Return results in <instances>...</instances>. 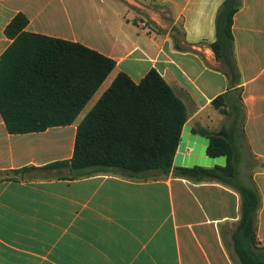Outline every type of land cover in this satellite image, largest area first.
Instances as JSON below:
<instances>
[{"label":"crops","instance_id":"crops-1","mask_svg":"<svg viewBox=\"0 0 264 264\" xmlns=\"http://www.w3.org/2000/svg\"><path fill=\"white\" fill-rule=\"evenodd\" d=\"M133 1L157 5L171 24L150 12L153 27L138 20ZM223 1L0 0V57L12 43L5 28L22 13L26 32L79 43L115 62L71 125L9 134L0 116V264H239L231 236L241 200L230 186L173 171L45 168L70 161L77 125L117 73L139 83L150 69L183 103L185 125L198 136L217 128L222 115L211 103L228 94L247 150L260 162L250 185L260 197L255 232L264 249V0H241L233 17V87L210 47Z\"/></svg>","mask_w":264,"mask_h":264},{"label":"trees","instance_id":"trees-1","mask_svg":"<svg viewBox=\"0 0 264 264\" xmlns=\"http://www.w3.org/2000/svg\"><path fill=\"white\" fill-rule=\"evenodd\" d=\"M240 7L241 0L221 3L210 44L215 58L227 67L230 87L239 77L231 29ZM27 24L22 13L10 21L5 35L12 43L0 57V116L9 134L73 124L115 68L114 60L79 43L28 33ZM229 94H237L239 101L238 89ZM227 98L228 94L220 95L211 104L224 114ZM186 120L185 106L155 69L139 83L119 72L77 125L70 161L45 168L65 164L79 174L119 171L128 176L173 171L194 181L230 186L241 200L239 222L231 236L233 250L240 264H264V249L258 247L255 232L259 193L255 186L238 182L230 133L199 131L209 139L207 155L226 157L224 167H173Z\"/></svg>","mask_w":264,"mask_h":264},{"label":"rangeland","instance_id":"rangeland-1","mask_svg":"<svg viewBox=\"0 0 264 264\" xmlns=\"http://www.w3.org/2000/svg\"><path fill=\"white\" fill-rule=\"evenodd\" d=\"M133 10L135 12V17L138 20H143L145 24L152 26L151 22L147 20L146 16L148 15L147 13L150 12V14H157L156 16L159 18H162L165 20L164 22H169L168 24H171V21L167 18L165 15L166 12H164L160 7H158L155 4H149V3H141L137 1H133V4L130 5L129 9ZM173 30L179 35V28L178 27H173ZM236 99V97H235ZM234 99V100H235ZM235 103L237 101L235 100ZM221 119L218 120L217 128H215L212 132H218L220 130H224L226 132L230 133L232 143L235 146L236 150V169H237V179L238 182L245 184V185H250V176L253 172V169L256 166H260V162H257L255 159H253L245 145V142L243 140V137L240 132V124L239 121H234V114H232V110L229 107L224 108V114L221 113ZM209 131V130H208ZM211 132V131H210ZM255 163L257 165L255 166ZM261 166L264 167V162L261 163ZM233 247V246H232ZM231 247V251L232 248ZM233 253V252H232ZM234 254V253H233ZM235 255V254H234ZM240 264V262H239Z\"/></svg>","mask_w":264,"mask_h":264},{"label":"water","instance_id":"water-1","mask_svg":"<svg viewBox=\"0 0 264 264\" xmlns=\"http://www.w3.org/2000/svg\"><path fill=\"white\" fill-rule=\"evenodd\" d=\"M208 144V138L191 133L190 127L184 125L177 153L173 160V166L188 169L195 166L203 168H213L214 166L224 167L226 157H211L207 155Z\"/></svg>","mask_w":264,"mask_h":264},{"label":"built area","instance_id":"built-area-1","mask_svg":"<svg viewBox=\"0 0 264 264\" xmlns=\"http://www.w3.org/2000/svg\"><path fill=\"white\" fill-rule=\"evenodd\" d=\"M142 26H145V24H142Z\"/></svg>","mask_w":264,"mask_h":264}]
</instances>
